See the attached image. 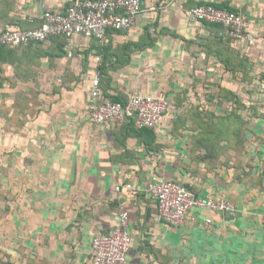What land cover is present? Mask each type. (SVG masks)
Returning a JSON list of instances; mask_svg holds the SVG:
<instances>
[{"label": "crops", "instance_id": "obj_1", "mask_svg": "<svg viewBox=\"0 0 264 264\" xmlns=\"http://www.w3.org/2000/svg\"><path fill=\"white\" fill-rule=\"evenodd\" d=\"M72 1L0 0V33L5 26L38 28L44 12H63ZM207 5L242 16L255 42L233 41L219 25L192 21L189 11ZM96 75L104 100L150 95L166 100L168 113L154 130L130 121L91 124ZM254 90L259 104L264 0H141L131 28L109 31L102 43L59 36L3 48L0 264H92L93 238L110 233L122 212L132 238L128 264H235L234 251L242 252L240 264H264V195L250 203L249 190L234 179L244 178L239 164L217 157L219 147L234 155V141L249 139L231 115L248 118ZM256 123L264 138V116ZM242 146L241 154L250 151L248 141ZM211 149L215 155L204 157ZM164 180L200 198L249 201L231 214L193 209L173 226L160 219L148 192ZM251 219L263 242L235 250L224 236Z\"/></svg>", "mask_w": 264, "mask_h": 264}, {"label": "built area", "instance_id": "obj_2", "mask_svg": "<svg viewBox=\"0 0 264 264\" xmlns=\"http://www.w3.org/2000/svg\"><path fill=\"white\" fill-rule=\"evenodd\" d=\"M141 10V0H73L63 12H44L38 28L14 30L10 26L0 33V53L3 48L22 45H37L50 38L84 36L104 42L111 30L121 32L131 28ZM194 22L220 25L222 35L233 41L252 45L255 40L246 31V21L236 13L199 6L189 11ZM100 79L92 81L89 122L93 125H121L127 121L135 128L154 130L168 113L166 100L150 95L131 94L125 103L104 100ZM130 189V185L125 186ZM119 190V187L116 188ZM149 194L156 200L158 216L173 226L183 225L188 213L193 210H209L219 213H234L235 205L227 199H210L195 196L183 185L164 180L152 184ZM128 214L122 212L115 228L108 234L96 235L91 243L92 264H128L127 257L132 247V238L127 230Z\"/></svg>", "mask_w": 264, "mask_h": 264}, {"label": "rangeland", "instance_id": "obj_3", "mask_svg": "<svg viewBox=\"0 0 264 264\" xmlns=\"http://www.w3.org/2000/svg\"><path fill=\"white\" fill-rule=\"evenodd\" d=\"M259 92L257 93L256 90L250 91V106H249V116L248 118L243 117V122L240 121L239 116L236 115V110L234 111L231 116L235 119H238L239 123L236 125L239 130L244 129L245 131L249 132V139H246L245 136L243 138V141L241 139L239 140V143L234 141L233 147L235 152L234 155H231L230 152H225L222 147H219V153L217 154V157H220V159H227L228 161H232L234 164H239L238 169V176L243 175V180L237 177L236 173H234L235 177L234 179L241 185H244V189L249 190V196H250V203L255 204L257 199V194L262 193L261 195H264V152L260 148L261 143L264 142V138L259 137L256 131L257 123L256 120L259 118V116H264V100H262L259 104L257 97L259 96ZM255 97V98H254ZM260 98V97H259ZM261 99V98H260ZM255 100V102H254ZM245 111V110H244ZM249 142L250 151L246 154H241V146L245 144V142ZM239 146V147H238ZM230 147V145H229ZM243 151H245V146L243 147ZM216 151L211 149L210 153L207 155H204V157H213L215 155ZM246 163L244 165V168L241 166V163ZM248 167L249 172H246L244 169L245 167ZM244 170V171H243ZM235 172V171H234ZM246 175H248V178L246 179ZM247 193V192H245ZM251 195L253 197H251ZM260 195V194H258ZM247 196V195H246ZM245 195H241V203L239 202V206L244 204V201H249L248 197ZM230 201V200H229ZM231 202V201H230ZM236 209H238V204L232 202ZM250 204H248L249 206ZM257 205H254L252 207V210H257ZM251 210V209H249ZM245 226V227H244ZM234 232L236 230H233ZM260 231V232H259ZM233 232V233H234ZM237 233L233 234L232 236L228 233L224 236L226 237L225 241H227V244L234 245L235 250L236 247H240L243 243H250V244H257L258 242H263V236L262 234V228L258 226L257 219H251L249 220L246 225H243L242 228H237ZM215 235V234H214ZM234 261L235 264H240L239 261L242 259L241 257V251H234Z\"/></svg>", "mask_w": 264, "mask_h": 264}, {"label": "water", "instance_id": "obj_4", "mask_svg": "<svg viewBox=\"0 0 264 264\" xmlns=\"http://www.w3.org/2000/svg\"><path fill=\"white\" fill-rule=\"evenodd\" d=\"M229 214V213H228ZM231 214V213H230Z\"/></svg>", "mask_w": 264, "mask_h": 264}, {"label": "trees", "instance_id": "obj_5", "mask_svg": "<svg viewBox=\"0 0 264 264\" xmlns=\"http://www.w3.org/2000/svg\"><path fill=\"white\" fill-rule=\"evenodd\" d=\"M220 26V25H219Z\"/></svg>", "mask_w": 264, "mask_h": 264}]
</instances>
